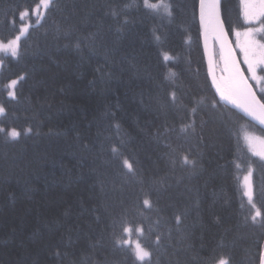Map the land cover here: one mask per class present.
<instances>
[{"label": "trees", "instance_id": "1", "mask_svg": "<svg viewBox=\"0 0 264 264\" xmlns=\"http://www.w3.org/2000/svg\"><path fill=\"white\" fill-rule=\"evenodd\" d=\"M199 2L164 0L168 14L52 0L37 20L19 13L40 0H0V39L29 25L18 56L0 53V128L21 133L0 132V264L263 263L264 215L251 220L242 179L264 214V159L245 141L264 129L217 96ZM241 9L221 0L233 39ZM133 241L151 256L138 260Z\"/></svg>", "mask_w": 264, "mask_h": 264}, {"label": "snow or ice", "instance_id": "2", "mask_svg": "<svg viewBox=\"0 0 264 264\" xmlns=\"http://www.w3.org/2000/svg\"><path fill=\"white\" fill-rule=\"evenodd\" d=\"M52 4V0H40L34 9H25L19 13L21 19L30 16V11L36 14L37 20L40 19V9L43 7L47 10ZM145 6L153 11L159 12L161 9L165 13H169V6L164 3V0H158L157 3H149L145 0ZM241 7L245 20L249 23L252 22H264V0H241ZM218 0H200V11L201 20L208 17L214 24V27H218L217 38L220 39L221 58L223 60L222 72L225 75L217 78L215 73L212 75L213 84L216 87V92L219 94L220 100L224 101L225 104H231L238 108L247 117H250L252 121L258 122L260 125H264V86L254 87L253 82L257 85L264 84V75H258V70L264 72V36L257 39V33H264V27L257 28H246L243 33L236 32L237 43L239 46V52L243 55V61L238 60L236 56V49L227 47V32L223 28L222 22L219 20L218 13ZM15 24V19L11 21ZM19 34L14 35L7 42L0 41V51L10 53L12 56H18L20 50V41L22 37L28 32V27H21L18 30ZM241 37H243L241 39ZM167 59V57H165ZM241 63L246 65V69L241 67ZM247 73V74H246ZM22 79V78H21ZM18 81L12 79L7 85V95L15 98V88ZM259 93V94H258ZM177 99L176 93L171 94V100L175 102ZM197 103H200L199 101ZM223 106V105H222ZM213 107H216L213 104ZM193 114L196 113V107L191 109ZM5 113V108L0 106V115ZM30 131V129H29ZM0 132H6L5 129L0 128ZM7 135L12 138L19 137L21 133L15 128L6 132ZM249 148L254 151L257 155L264 158V150L256 152L255 145L257 141L261 146H264V137L246 136ZM112 151L115 153L118 150L113 148ZM184 163H191L187 156L183 158ZM124 166L128 169V172L135 176L136 172L133 169V165L126 159L123 161ZM249 203L252 204V208L255 209V214L251 215L253 222L257 221L258 217L262 214L259 209H256L255 204L252 201V193L249 191ZM142 203L146 206H150V202L144 199ZM177 223L180 222V217H176ZM124 232L131 234L133 231L130 227H124ZM141 235L144 234L145 229L141 226L136 229ZM159 237H157V241ZM121 243H128V241H121ZM134 254L137 259L144 261L146 258L151 256V253L146 247L141 245L139 242L136 243ZM212 264H229V259L220 256L212 261Z\"/></svg>", "mask_w": 264, "mask_h": 264}, {"label": "water", "instance_id": "3", "mask_svg": "<svg viewBox=\"0 0 264 264\" xmlns=\"http://www.w3.org/2000/svg\"><path fill=\"white\" fill-rule=\"evenodd\" d=\"M217 13H218V17H219V20L222 22L223 24V28L224 30L226 31L225 27H224V23H223V18H222V15H221V0H218V8H217ZM199 15H200V21H201V26H202V42H203V47H204V54H205V57H206V61H207V66H208V70H209V75H210V78H211V82H212V86L216 92V87L215 85L213 84V79H212V75L213 73H215V75L217 76V72H216V63H215V59H214V49H215V42L220 50V53H221V48H220V39L217 38V35H218V27H214V24L211 20L208 19L207 16H205V19L202 21L201 20V11H200V4H199ZM211 32V35H212V44H213V53H211L209 51V47H208V32ZM227 32V31H226ZM227 47H230V48H234L233 44L231 43L230 41V38L228 36V33H227V44H226V48ZM236 56H237V53H236ZM238 58V56H237ZM239 60V58H238ZM242 67V66H241ZM217 96L219 97V94L216 92ZM220 98V97H219ZM222 101V100H221ZM224 102V101H223ZM225 103V102H224ZM229 107L235 109L236 111H238L239 113H241L243 116H245L247 119H249L250 121L251 118L250 117H247L244 113H242L238 108H236L235 106L231 105V104H227ZM254 122L255 124H257L258 126H260L262 129H264V125H260L258 122H255V121H252ZM264 264V254H263V263Z\"/></svg>", "mask_w": 264, "mask_h": 264}, {"label": "rangeland", "instance_id": "4", "mask_svg": "<svg viewBox=\"0 0 264 264\" xmlns=\"http://www.w3.org/2000/svg\"><path fill=\"white\" fill-rule=\"evenodd\" d=\"M240 2H241V0H240ZM242 10V9H241ZM242 15H243V11H242ZM243 19H244V22L247 24V26L244 28V29H242V30H239L238 32H241V33H243L244 32V30L246 29V28H249V27H251V28H257V29H259V28H261V27H264V22H260V23H257V22H252V23H249L247 20H245V18H244V16H243ZM22 27H29V25L27 24V25H24V26H22ZM19 34V33H18ZM261 33H257V39H259V37H258V35H260ZM235 37H236V34H235ZM243 37H241V39H242ZM0 41H4V42H7V40H2V39H0ZM235 42H236V44H235V49L236 50H238V57H241V60L243 61V55L239 52V46H238V43H237V37H236V40H235ZM0 53H5V52H3V51H0ZM5 54H10V53H5ZM11 55V54H10ZM214 59H215V63H216V72H217V78H219V77H221L222 75H225V73H223L221 70H222V68H223V60H222V58H221V53H220V51L218 50V54H216V52H215V56H214ZM2 62L0 61V71H1V68H2ZM243 64V63H242ZM243 67L246 69V65H244L243 64ZM260 71L258 70V75H260ZM247 74V73H246ZM262 75H264V72H263V74ZM17 81L19 80V79H16ZM253 84L255 85V87H260V86H264V84H261V85H257L255 82H253ZM1 116V115H0ZM246 136H254V137H262V136H260V135H258V134H256V133H254V132H250V131H247L246 133H245V141H246V143H247V145H248V147H249V144H248V141L246 140ZM255 148H256V152H259V151H262V150H264V146H261L260 144H259V142L257 141V143H256V145H255ZM250 149V148H249ZM250 151L253 153V154H255V155H257L254 151H252L251 149H250ZM257 156H259V157H261L260 155H257ZM262 158V157H261ZM262 159H264V158H262ZM242 184H243V188H244V192L248 195V192L250 191L251 193H252V182H251V174H247V176L246 175H244V177H243V179H242ZM249 196V195H248ZM137 242H135V241H133V244H136Z\"/></svg>", "mask_w": 264, "mask_h": 264}, {"label": "bare ground", "instance_id": "5", "mask_svg": "<svg viewBox=\"0 0 264 264\" xmlns=\"http://www.w3.org/2000/svg\"><path fill=\"white\" fill-rule=\"evenodd\" d=\"M199 4H200V2H199ZM224 23V22H223ZM224 27H225V29H226V31H227V28H226V26H225V24H224ZM227 33H228V31H227ZM228 36H229V38H230V41H231V43L233 44V46H235V44H236V42H235V40H236V37L234 36V39L233 38H231V36L229 35V33H228ZM208 47H209V51L211 52V53H213V44H212V35H211V32L209 31L208 32ZM214 54V53H213Z\"/></svg>", "mask_w": 264, "mask_h": 264}]
</instances>
